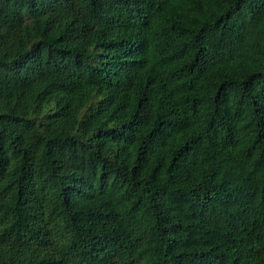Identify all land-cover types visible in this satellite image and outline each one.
<instances>
[{
  "label": "trees",
  "instance_id": "1",
  "mask_svg": "<svg viewBox=\"0 0 264 264\" xmlns=\"http://www.w3.org/2000/svg\"><path fill=\"white\" fill-rule=\"evenodd\" d=\"M0 264H264V0H0Z\"/></svg>",
  "mask_w": 264,
  "mask_h": 264
}]
</instances>
